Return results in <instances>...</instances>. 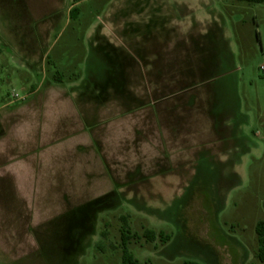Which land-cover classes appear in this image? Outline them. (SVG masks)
Segmentation results:
<instances>
[{
	"label": "rangeland",
	"instance_id": "rangeland-1",
	"mask_svg": "<svg viewBox=\"0 0 264 264\" xmlns=\"http://www.w3.org/2000/svg\"><path fill=\"white\" fill-rule=\"evenodd\" d=\"M130 2L81 3L34 71L0 48V264H121L122 218L138 264H263L264 2Z\"/></svg>",
	"mask_w": 264,
	"mask_h": 264
},
{
	"label": "crops",
	"instance_id": "crops-1",
	"mask_svg": "<svg viewBox=\"0 0 264 264\" xmlns=\"http://www.w3.org/2000/svg\"><path fill=\"white\" fill-rule=\"evenodd\" d=\"M84 1L86 0H52L49 10L35 9L32 20L28 21L29 6L26 0H0V48L4 49L13 61L34 71L29 68L30 61L23 59V55L29 53L46 55L48 53L45 49L48 46L46 40L63 23L71 19L70 11L78 9ZM130 3L135 5V0H131ZM126 4L127 1H118L117 3V5L121 6L119 11L116 12L121 24L118 27L120 31H125L129 20H136L137 18L135 10L129 13L125 11ZM110 14L111 12L107 14L108 16L106 15V19L101 21L100 25L90 28L91 36H94L92 38L103 39L108 37L105 34L108 30H105V28H108ZM185 27H192V25H186ZM29 46H32V48L30 49ZM102 46L101 44L99 46L94 44L91 48L96 49L95 51L97 52H102ZM219 140L226 142L225 140L227 139ZM205 154L202 156H204V160L207 159L206 164H212L216 156Z\"/></svg>",
	"mask_w": 264,
	"mask_h": 264
},
{
	"label": "trees",
	"instance_id": "trees-1",
	"mask_svg": "<svg viewBox=\"0 0 264 264\" xmlns=\"http://www.w3.org/2000/svg\"><path fill=\"white\" fill-rule=\"evenodd\" d=\"M236 2H244L248 4H262L264 0H233ZM77 9H72L70 11L71 15H74ZM57 81H60V77L55 76ZM59 79V80H58ZM122 227L120 229V246L122 249L121 264H138L136 260L130 255L127 250V244L132 238H136V235H130L127 222L125 218H122ZM255 234L257 237V253L256 258L259 262L264 264V221H258L255 225ZM155 232L153 230H145L143 237L147 242H153L155 240ZM134 236V237H133ZM158 237L162 239V242H167L169 240L168 236H165L162 232L158 233ZM184 264H196L192 262H184Z\"/></svg>",
	"mask_w": 264,
	"mask_h": 264
},
{
	"label": "built area",
	"instance_id": "built-area-1",
	"mask_svg": "<svg viewBox=\"0 0 264 264\" xmlns=\"http://www.w3.org/2000/svg\"><path fill=\"white\" fill-rule=\"evenodd\" d=\"M261 70L264 72V68H261ZM10 98L12 99V102L25 100V96L21 97L17 93H14V92L11 93Z\"/></svg>",
	"mask_w": 264,
	"mask_h": 264
}]
</instances>
